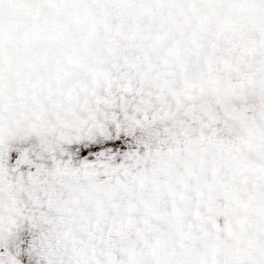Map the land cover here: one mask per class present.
<instances>
[{
	"label": "snow or ice",
	"instance_id": "1",
	"mask_svg": "<svg viewBox=\"0 0 264 264\" xmlns=\"http://www.w3.org/2000/svg\"><path fill=\"white\" fill-rule=\"evenodd\" d=\"M0 264H264V0H0Z\"/></svg>",
	"mask_w": 264,
	"mask_h": 264
}]
</instances>
